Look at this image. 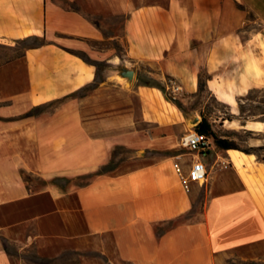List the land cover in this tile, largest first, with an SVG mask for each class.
Here are the masks:
<instances>
[{"label": "crops", "instance_id": "0c3cea01", "mask_svg": "<svg viewBox=\"0 0 264 264\" xmlns=\"http://www.w3.org/2000/svg\"><path fill=\"white\" fill-rule=\"evenodd\" d=\"M19 39L37 42L0 62V208L46 197L50 210L29 219L35 239L62 238L110 264H222L264 240V162L215 142L184 151L198 115L159 86L174 79L195 94L203 85L236 112L264 87V0H0V43ZM88 86L54 112L22 117ZM114 89L136 97L138 112H117ZM116 146L162 156L81 185L55 180L98 170ZM198 158L208 180L186 187ZM25 173L46 184L34 192ZM0 264H11L1 240Z\"/></svg>", "mask_w": 264, "mask_h": 264}, {"label": "rangeland", "instance_id": "374dc122", "mask_svg": "<svg viewBox=\"0 0 264 264\" xmlns=\"http://www.w3.org/2000/svg\"><path fill=\"white\" fill-rule=\"evenodd\" d=\"M134 1L138 5H143L153 2L165 3L167 0ZM36 42V39H19L0 43V62L6 61L7 59L11 62L18 60L24 54L26 48ZM99 66V69L102 70L106 64L100 63ZM141 80L142 82L159 84L158 81L151 80L146 75ZM163 87L168 96H170L168 89L165 86ZM92 88V86H88L74 93L69 98H61L42 104L35 112H54L67 100L81 99ZM111 94L118 97L122 96L124 99L123 104L116 105L115 110L117 112L123 109H128L135 113L138 112L139 103L136 97L124 91L118 92L115 89ZM175 100L180 103L182 110L196 112L200 117V121L203 117H206L215 133L223 138L234 140L241 148L264 145V130L254 133L245 132L241 126L244 121L240 116L241 103L245 110L243 116L248 121L264 119V87L253 88L244 96L240 97L236 112H233L228 104L213 96L205 86L195 94H183L181 91ZM231 121L233 122L230 123ZM198 124L190 123L189 126H196L194 130H198ZM211 142H214L212 138ZM181 147L184 151H190L182 145ZM258 153L260 157L264 158V148L258 150ZM160 156L162 154L156 151L137 153L127 147L116 146L112 150L111 159L106 164L107 167L105 170L99 168L96 171H90L72 178L58 177L55 180L64 186L71 183L81 185L89 182L100 170L112 173L124 172L145 162L156 160ZM24 176L34 192L40 190L46 184V181L36 174L25 173ZM48 210H50V206L47 203L46 197L43 195L34 196L26 202L7 208H0V226L12 225L11 230L7 233L0 231V240L4 245L11 264H110L106 256L101 252L95 250L81 251L71 241L62 238L46 237L35 239L34 236L37 232L34 224H31L29 219ZM123 264L129 263L124 262ZM222 264H264V240L230 250Z\"/></svg>", "mask_w": 264, "mask_h": 264}, {"label": "built area", "instance_id": "2783aa9c", "mask_svg": "<svg viewBox=\"0 0 264 264\" xmlns=\"http://www.w3.org/2000/svg\"><path fill=\"white\" fill-rule=\"evenodd\" d=\"M169 95L172 99H177L182 91L176 80L170 79L167 84ZM211 138L202 132H192V129L186 132L182 139L181 145L190 151L203 153L210 145ZM208 180V170L205 163L200 159L193 161L187 175L183 176V181L186 187L191 182H205Z\"/></svg>", "mask_w": 264, "mask_h": 264}, {"label": "trees", "instance_id": "16d2710c", "mask_svg": "<svg viewBox=\"0 0 264 264\" xmlns=\"http://www.w3.org/2000/svg\"><path fill=\"white\" fill-rule=\"evenodd\" d=\"M160 88L165 91V88L162 86V85H159ZM203 85H200V89L199 91H201L203 89ZM171 98V97H170ZM172 99V98H171ZM180 108H181V105L180 103L177 101V100H174L172 99ZM37 110V108H33L31 109L30 111L26 112L22 117H28V116H32L34 115ZM245 112L242 104L240 103V116H241V119H243L244 123L245 124L248 119L247 118H244L243 116V113ZM264 113V112H263ZM259 121H263L264 122V119L263 120H259ZM197 129L202 132V133H205L208 137L212 138L214 140V142L220 147V148H224V149H238V150H241L243 152H246V153H254L258 156V159L262 162H264V158L260 157L259 153H258V150H262L264 148V145H259V146H250L248 148H241L234 140H231L229 138H223L221 136H219L217 133H215V131L213 130L212 126H211V123L209 122V120L206 118V117H203L202 120L199 122V124L197 125ZM243 130L245 132H250V133H254V132H260V131H255V130H251V129H246V128H243ZM107 167V165H104L101 167L102 170H105V168ZM98 171L97 174H102V173H106L107 171Z\"/></svg>", "mask_w": 264, "mask_h": 264}, {"label": "water", "instance_id": "95a60500", "mask_svg": "<svg viewBox=\"0 0 264 264\" xmlns=\"http://www.w3.org/2000/svg\"><path fill=\"white\" fill-rule=\"evenodd\" d=\"M130 77H132L133 76V72H130L129 74H128ZM200 122V117L199 116H196V117H194L193 119H192V121H191V123H199ZM246 125V123L245 124H242V126H245Z\"/></svg>", "mask_w": 264, "mask_h": 264}, {"label": "bare ground", "instance_id": "6f19581e", "mask_svg": "<svg viewBox=\"0 0 264 264\" xmlns=\"http://www.w3.org/2000/svg\"><path fill=\"white\" fill-rule=\"evenodd\" d=\"M192 132H199V131H197V130H194V131H192Z\"/></svg>", "mask_w": 264, "mask_h": 264}]
</instances>
